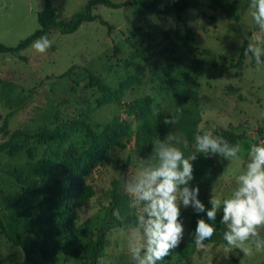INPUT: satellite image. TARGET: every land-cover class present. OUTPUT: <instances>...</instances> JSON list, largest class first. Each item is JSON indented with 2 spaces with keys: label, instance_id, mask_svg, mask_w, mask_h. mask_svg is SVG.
<instances>
[{
  "label": "rangeland",
  "instance_id": "rangeland-1",
  "mask_svg": "<svg viewBox=\"0 0 264 264\" xmlns=\"http://www.w3.org/2000/svg\"><path fill=\"white\" fill-rule=\"evenodd\" d=\"M46 1L0 0V43L15 48L34 34ZM48 1L58 8L61 19H67L90 0ZM247 2H230L240 9L238 23L211 9L205 0H190V7L180 15L160 14L139 5L119 9L99 5L94 10L99 18L77 32L48 34L52 46L45 53L36 52L33 44L16 53H0L1 216L12 236L36 246L27 260L23 248L0 233V264H91L85 261L84 248L101 226L107 227V246L99 264H131L127 228L114 226L118 213L109 205L113 182L120 180L124 187L145 166L153 146L167 136L155 134L151 126L160 113L170 118L177 107L182 115L171 135L185 157L196 151L197 133L219 136L229 131L241 136L240 159L229 162L198 155L193 162L190 184L199 187V199L206 208H211V196L222 200L231 195L248 162L250 145L264 144V64L257 65L249 53L242 69L237 68L243 43L251 41L256 28L249 7L242 8ZM165 3L161 0L159 6ZM187 27L197 35L191 49L175 38L177 28L185 33ZM194 59L201 60L205 74L196 71ZM91 75L103 85L92 86ZM146 98L153 100L151 111L137 117ZM115 120L124 122L127 129L115 135L104 165L88 178L96 194L75 211L79 239L76 245H68L45 189L58 176L63 160L72 152L84 151L92 136ZM50 132L54 138L42 143ZM18 146L24 150L17 151ZM16 169L24 170V183L8 173ZM27 191H31L33 209L18 206ZM221 216L222 212L217 214L216 232L204 242L210 251L201 253L189 234L198 219L212 222L206 213L181 207L184 239L158 264H240L241 260L264 264V251L244 257L236 249L224 258L221 245L226 226L220 224ZM258 231L264 238V227Z\"/></svg>",
  "mask_w": 264,
  "mask_h": 264
},
{
  "label": "clouds",
  "instance_id": "clouds-1",
  "mask_svg": "<svg viewBox=\"0 0 264 264\" xmlns=\"http://www.w3.org/2000/svg\"><path fill=\"white\" fill-rule=\"evenodd\" d=\"M230 3L231 0H228ZM249 12L256 28L244 54L249 53L257 65L264 64V0H250ZM52 46L46 36L37 39L32 48L45 53ZM182 115L180 107L166 125H175ZM176 137L171 134L156 143L151 154L145 159L133 179L124 185L129 198L128 207L134 220L127 226L126 249L131 264H158L169 256L184 239L185 229L181 217V207H191L195 213H206L207 220L196 221L190 237L197 251L208 253L205 244L216 232L217 214L222 212L220 224L226 226L222 233L225 241L221 245L224 258L239 249L244 257L264 251V238L258 229L264 227V144L253 143L248 150V162L244 171L237 176V187L224 199L211 196L206 208L199 199L200 189L191 186L194 179L193 162L198 155L206 158L218 156L229 162L240 159L241 146L233 144L212 132L195 135L196 151L185 157L173 145ZM122 245V250L124 249ZM240 264H243L242 260Z\"/></svg>",
  "mask_w": 264,
  "mask_h": 264
},
{
  "label": "trees",
  "instance_id": "trees-1",
  "mask_svg": "<svg viewBox=\"0 0 264 264\" xmlns=\"http://www.w3.org/2000/svg\"><path fill=\"white\" fill-rule=\"evenodd\" d=\"M211 9H219L224 16L235 22H240L241 16L239 8L234 7L226 0H205ZM161 0H154L147 2L145 0H133L125 1L122 3H113L110 0H90L84 9L78 11L70 18L61 19L59 17L58 8L46 1L43 9L38 13L40 28L21 42L15 48H9L0 43V53H16L31 46L37 39L42 36H47L53 30H57L63 35L73 34L85 23L93 22L99 17L94 14V10L97 6L103 5L112 9H119L127 5H139L144 9H154L160 14H168L174 12L180 15L183 11L190 7V0H166L165 6L162 8L159 6ZM250 2H247L242 7L247 9ZM100 22L109 26V23L100 19ZM196 33L186 28L185 33L180 28L176 29L175 38L179 41H183L186 48H193L195 45ZM248 40H245L242 46L240 55V62L237 64L238 69H242V60L245 59L244 51L247 47ZM196 66V71L201 75L206 73L205 68L199 66L201 60H193ZM66 76L70 75V71L65 73ZM90 83L92 86L103 85V82L94 75H91ZM153 100L146 98L144 102L138 107L136 112L137 117H144L151 111ZM169 118L164 113H160L154 122L155 134L167 135L172 134L174 131L173 125L164 124V120ZM127 129L124 122L115 120L112 123L105 126L104 130L92 136L91 144L81 153L72 152L70 156L61 162L60 172L58 176L50 183L45 189V196L47 201L51 204L54 211L59 216L62 226L66 234V241L68 245H76L79 239L78 230L74 225V214L79 208L86 206L89 201L95 196V189L88 183V178L95 174L101 166L104 165L106 157L114 148L116 134H121ZM54 133L50 132L47 136L42 138L41 142L45 143L54 138ZM229 142L236 144L241 139V136L232 132L226 131L219 135ZM24 146H18L17 151L22 152ZM15 177L18 182L24 183V170L16 169L8 172ZM31 191H27L18 201V206L27 209H33L34 204L30 200ZM129 198L124 192V187L121 185L120 180L113 182V195L109 203L113 211L118 213L115 218L114 226L126 227L134 220V217L130 215L128 207ZM0 233L8 240L16 245H20L26 253V259L28 260L36 249L35 243L24 244L17 237L12 236L6 228L5 221L1 216L0 208ZM107 246V227L101 226L97 237L90 241L84 248V258L87 263L99 264L100 259L105 256V248Z\"/></svg>",
  "mask_w": 264,
  "mask_h": 264
}]
</instances>
